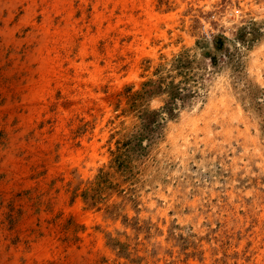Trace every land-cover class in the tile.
<instances>
[{
    "label": "rangeland",
    "instance_id": "374dc122",
    "mask_svg": "<svg viewBox=\"0 0 264 264\" xmlns=\"http://www.w3.org/2000/svg\"><path fill=\"white\" fill-rule=\"evenodd\" d=\"M0 264H264V0H0Z\"/></svg>",
    "mask_w": 264,
    "mask_h": 264
},
{
    "label": "bare ground",
    "instance_id": "6f19581e",
    "mask_svg": "<svg viewBox=\"0 0 264 264\" xmlns=\"http://www.w3.org/2000/svg\"><path fill=\"white\" fill-rule=\"evenodd\" d=\"M68 33V32H67ZM85 46V45H84ZM86 55V54H85ZM42 59V58H41ZM50 59V58H49ZM86 68V67H85ZM45 86H48V85H45ZM197 105V104H196ZM178 146V145H177Z\"/></svg>",
    "mask_w": 264,
    "mask_h": 264
}]
</instances>
